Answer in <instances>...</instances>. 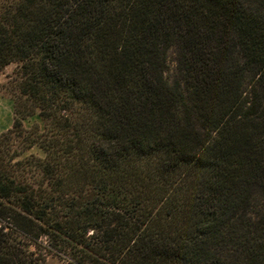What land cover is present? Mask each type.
<instances>
[{"label":"trees","instance_id":"16d2710c","mask_svg":"<svg viewBox=\"0 0 264 264\" xmlns=\"http://www.w3.org/2000/svg\"><path fill=\"white\" fill-rule=\"evenodd\" d=\"M10 64L0 264H264V0H0Z\"/></svg>","mask_w":264,"mask_h":264},{"label":"rangeland","instance_id":"374dc122","mask_svg":"<svg viewBox=\"0 0 264 264\" xmlns=\"http://www.w3.org/2000/svg\"><path fill=\"white\" fill-rule=\"evenodd\" d=\"M16 77L15 64H10L0 71V134L11 128L15 116L11 89ZM23 125L28 129L33 125H38L40 129L43 128V123L37 113L24 119ZM29 154L42 156V152L37 146L31 147L24 153V155ZM42 240L43 244L39 249L34 248L32 245L29 246L31 250L35 251L40 264H70L65 254L50 246L45 237Z\"/></svg>","mask_w":264,"mask_h":264}]
</instances>
